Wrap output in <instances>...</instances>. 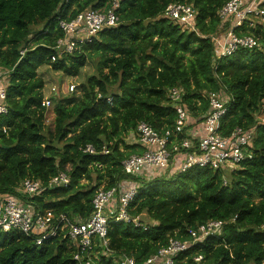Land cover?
<instances>
[{
  "label": "trees",
  "instance_id": "1",
  "mask_svg": "<svg viewBox=\"0 0 264 264\" xmlns=\"http://www.w3.org/2000/svg\"><path fill=\"white\" fill-rule=\"evenodd\" d=\"M227 1L0 0V81L7 108L0 114V196L14 194L41 213L86 219L95 192L123 182L137 187L127 211L146 227L109 221L113 252L105 253L95 240L98 264H118L120 254L141 264L170 239L191 242L173 264H264V124L259 123L264 117V23L244 28L255 39L253 47L238 49L214 68L211 37L222 30L218 11ZM115 2L116 25L103 27L71 53L59 52L56 43L64 35L59 19L85 10L107 12ZM177 2L195 9L193 29L165 16L167 5ZM88 61L95 72L67 96L52 92L51 105L43 106L39 68L77 77ZM170 88L181 90L180 103L189 113L182 131L175 128ZM220 89L230 99L218 132L230 136L235 128L254 130L251 157L229 177L209 167L178 171L186 150L168 171L150 172V177L123 173L121 162L144 151L128 138L136 135L139 122L160 134L170 130V141L179 143L191 123L204 118L208 94ZM50 110L53 120L47 127ZM86 145L94 152L84 151ZM61 171L69 179L64 186H44L32 197L17 191L26 178L46 185ZM209 220L226 223L219 234L192 241L189 230ZM64 232L36 245L34 237L0 229V264H78L77 248Z\"/></svg>",
  "mask_w": 264,
  "mask_h": 264
},
{
  "label": "built area",
  "instance_id": "2",
  "mask_svg": "<svg viewBox=\"0 0 264 264\" xmlns=\"http://www.w3.org/2000/svg\"><path fill=\"white\" fill-rule=\"evenodd\" d=\"M67 1V0H64ZM107 12L99 10H85L70 20L59 19L58 26L64 35L57 40L56 48L60 53L73 52L84 42H89L99 30L106 26H114L119 18L114 12V7ZM165 16L180 24H185L193 29L195 9L188 3H170L167 5ZM221 27L224 29L213 35V62L214 68L218 62L229 57L240 48H251L255 45V39L251 33L245 31V27H254L256 22L264 23V0H228L218 11ZM74 87L71 86L70 91ZM168 97L176 112L175 128L182 131L188 126L189 113L181 105V90L170 88ZM5 91L0 85V114L7 113L3 103ZM209 108L201 123L203 133L192 141L187 132V137L179 143L170 141L172 135L170 130L163 134L155 131L145 122H139L136 126V139L144 148L141 154H132L121 162L122 171L128 176H141L150 172H164L177 166V158L182 150H186L183 160L176 167L178 171H184L191 166L209 167L213 170H233V166L239 164L246 158H250L252 152L250 146L254 137V130L247 131L235 128L230 136H222L219 132L220 120L227 112V102L230 97L220 89L218 93L208 94ZM110 102V100H108ZM43 106L51 105L49 98H44ZM264 124V117L259 119ZM189 136V138H188ZM84 151L93 153L91 145H86ZM106 152V150H103ZM171 152H174L171 154ZM150 170V171H149ZM69 182L65 172H58L52 176L46 185L39 180L26 178L22 181L21 191L26 196L38 195L46 188L64 186ZM225 183V180H224ZM45 186V187H44ZM137 194V187L120 182L110 189H98L92 198V211L86 219H71L62 214L55 216L50 212H39L34 205L22 201L14 194L0 196V229L7 231L16 229L28 237H34L36 245H41L49 238L56 236L59 231L65 230V235L76 246L74 259L78 264H98L93 258L95 240L105 253H112L109 248L107 237L108 222L122 221L133 222L135 226H145L138 217L128 214V206ZM226 221L209 220L199 225L195 230H189L192 241H202L207 235L219 234ZM264 228V226H263ZM191 242L170 239L166 247L159 249L156 255L147 258L141 264H173L174 256L185 250ZM201 256L195 258L199 261ZM118 264H137L133 257L125 254L117 256Z\"/></svg>",
  "mask_w": 264,
  "mask_h": 264
},
{
  "label": "rangeland",
  "instance_id": "3",
  "mask_svg": "<svg viewBox=\"0 0 264 264\" xmlns=\"http://www.w3.org/2000/svg\"><path fill=\"white\" fill-rule=\"evenodd\" d=\"M224 32V29H222V33ZM218 34H221L218 32ZM95 72V66L94 62L88 61L86 65L80 70L79 74L76 76H69L66 75L63 72H55L52 71L50 68L46 66H41L38 70V73L45 81V85L43 88V94L44 97H47L50 99V96H52V92H59L64 96L69 95L72 90L70 91L71 86L74 87V91L76 90L75 85L78 84V82H82L84 77L86 75H89L91 73ZM76 81V82H75ZM51 100V99H50ZM53 120V113L52 111L47 112L45 124L47 127L51 126ZM233 168H236V165L233 166ZM223 176L229 177L230 171L228 169L224 170ZM144 220L149 221L148 217L144 215Z\"/></svg>",
  "mask_w": 264,
  "mask_h": 264
},
{
  "label": "crops",
  "instance_id": "4",
  "mask_svg": "<svg viewBox=\"0 0 264 264\" xmlns=\"http://www.w3.org/2000/svg\"><path fill=\"white\" fill-rule=\"evenodd\" d=\"M3 83H4L3 81H0L1 86L3 85ZM187 132L190 136H192L194 138H199V136L203 133V123H201V122L191 123V126L188 127ZM128 138H129V140L138 143L135 134L128 135Z\"/></svg>",
  "mask_w": 264,
  "mask_h": 264
},
{
  "label": "clouds",
  "instance_id": "5",
  "mask_svg": "<svg viewBox=\"0 0 264 264\" xmlns=\"http://www.w3.org/2000/svg\"><path fill=\"white\" fill-rule=\"evenodd\" d=\"M45 98H47V97H45ZM230 171V170H229Z\"/></svg>",
  "mask_w": 264,
  "mask_h": 264
}]
</instances>
